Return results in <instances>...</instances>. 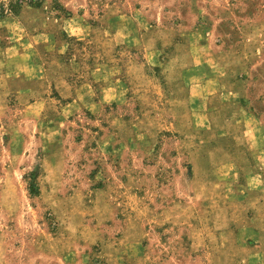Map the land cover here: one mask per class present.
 Here are the masks:
<instances>
[{
	"label": "rangeland",
	"instance_id": "rangeland-1",
	"mask_svg": "<svg viewBox=\"0 0 264 264\" xmlns=\"http://www.w3.org/2000/svg\"><path fill=\"white\" fill-rule=\"evenodd\" d=\"M247 221L264 0H0V264H244Z\"/></svg>",
	"mask_w": 264,
	"mask_h": 264
},
{
	"label": "crops",
	"instance_id": "crops-1",
	"mask_svg": "<svg viewBox=\"0 0 264 264\" xmlns=\"http://www.w3.org/2000/svg\"><path fill=\"white\" fill-rule=\"evenodd\" d=\"M212 81V78H206L204 82L211 85L213 83ZM189 87L190 93V91L197 87V85ZM186 90L188 91V89ZM247 223L248 221L244 224V226H246ZM259 227V224L257 229L254 228L253 225L248 224L247 230H245V233L238 238V241L237 237L234 238L233 241H230V243H232L231 248L226 252H230L232 257L241 258L244 264H264V230H261Z\"/></svg>",
	"mask_w": 264,
	"mask_h": 264
}]
</instances>
